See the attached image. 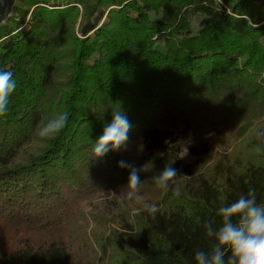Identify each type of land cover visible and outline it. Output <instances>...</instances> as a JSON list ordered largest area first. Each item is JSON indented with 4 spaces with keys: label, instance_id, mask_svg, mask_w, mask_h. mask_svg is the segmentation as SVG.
I'll list each match as a JSON object with an SVG mask.
<instances>
[{
    "label": "trees",
    "instance_id": "obj_1",
    "mask_svg": "<svg viewBox=\"0 0 264 264\" xmlns=\"http://www.w3.org/2000/svg\"><path fill=\"white\" fill-rule=\"evenodd\" d=\"M0 70L17 83L0 116V264H195L218 207L250 188L264 203V152L222 154L264 129V3L16 0ZM119 109L126 150L93 160ZM62 112L66 127L40 138ZM120 160L142 169L141 202L122 199ZM167 165L165 191L153 177Z\"/></svg>",
    "mask_w": 264,
    "mask_h": 264
},
{
    "label": "clouds",
    "instance_id": "obj_2",
    "mask_svg": "<svg viewBox=\"0 0 264 264\" xmlns=\"http://www.w3.org/2000/svg\"><path fill=\"white\" fill-rule=\"evenodd\" d=\"M16 87L13 72L0 70V116L6 115ZM68 118L69 113L62 112L42 121L37 126V135L42 139L55 138L66 127ZM131 127V122L122 110L113 111L111 122L105 125L93 144L90 157L96 160L109 152L126 150ZM255 136L264 141V129H256ZM255 150L264 152V145H256ZM118 167L129 170L128 182L122 189V199L141 202L142 169L125 160H120ZM177 176L178 170L167 165L153 179L158 188L167 191ZM173 195L178 197L180 192L176 190ZM144 207L155 218L158 207L147 203ZM216 215L220 218L219 226L212 220L202 225L208 248L195 251V264H264V204L257 202L255 188H250L246 195L241 194L235 201L218 207Z\"/></svg>",
    "mask_w": 264,
    "mask_h": 264
},
{
    "label": "rangeland",
    "instance_id": "obj_3",
    "mask_svg": "<svg viewBox=\"0 0 264 264\" xmlns=\"http://www.w3.org/2000/svg\"><path fill=\"white\" fill-rule=\"evenodd\" d=\"M15 2H16V0H12V3L5 10L4 15L0 16V25L6 20V18H8L11 15L12 8H13ZM79 11L81 12V8H79ZM80 20H81V15H78V17L74 21L75 22L74 23L75 33H77V31H78V25H79ZM69 22H70V20H69ZM72 25H73V22H72ZM77 35L79 36L78 33H77ZM259 143L264 144V141L259 140L252 133L249 132L244 138H242L238 142L230 144L226 150L222 151V154L224 157H226L228 159H232L234 157V156H231L233 153L239 154L238 157L244 158L249 153L251 154L253 152H256V150H255L256 145H258ZM214 164H216V157L207 164L204 171H206L208 168H210Z\"/></svg>",
    "mask_w": 264,
    "mask_h": 264
},
{
    "label": "water",
    "instance_id": "obj_4",
    "mask_svg": "<svg viewBox=\"0 0 264 264\" xmlns=\"http://www.w3.org/2000/svg\"><path fill=\"white\" fill-rule=\"evenodd\" d=\"M257 3H264V0H252ZM12 3V0H0V16L4 15L5 10Z\"/></svg>",
    "mask_w": 264,
    "mask_h": 264
}]
</instances>
